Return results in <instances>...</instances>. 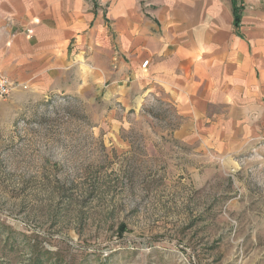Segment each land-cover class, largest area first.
I'll return each instance as SVG.
<instances>
[{
  "label": "rangeland",
  "instance_id": "374dc122",
  "mask_svg": "<svg viewBox=\"0 0 264 264\" xmlns=\"http://www.w3.org/2000/svg\"><path fill=\"white\" fill-rule=\"evenodd\" d=\"M180 122L105 89L0 98V264H264V134Z\"/></svg>",
  "mask_w": 264,
  "mask_h": 264
},
{
  "label": "crops",
  "instance_id": "0c3cea01",
  "mask_svg": "<svg viewBox=\"0 0 264 264\" xmlns=\"http://www.w3.org/2000/svg\"><path fill=\"white\" fill-rule=\"evenodd\" d=\"M0 73L26 86L10 98H152L185 138L246 144L264 134V0H0Z\"/></svg>",
  "mask_w": 264,
  "mask_h": 264
},
{
  "label": "built area",
  "instance_id": "2783aa9c",
  "mask_svg": "<svg viewBox=\"0 0 264 264\" xmlns=\"http://www.w3.org/2000/svg\"><path fill=\"white\" fill-rule=\"evenodd\" d=\"M148 64V61H145L141 64L142 68H145ZM26 89L24 85L13 84L5 75L0 73V98L7 99L10 97L13 90L17 88Z\"/></svg>",
  "mask_w": 264,
  "mask_h": 264
},
{
  "label": "trees",
  "instance_id": "16d2710c",
  "mask_svg": "<svg viewBox=\"0 0 264 264\" xmlns=\"http://www.w3.org/2000/svg\"><path fill=\"white\" fill-rule=\"evenodd\" d=\"M235 22H238V15L235 14Z\"/></svg>",
  "mask_w": 264,
  "mask_h": 264
}]
</instances>
